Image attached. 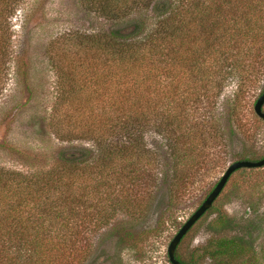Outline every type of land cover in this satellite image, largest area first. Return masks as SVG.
Masks as SVG:
<instances>
[{
    "label": "trees",
    "instance_id": "trees-1",
    "mask_svg": "<svg viewBox=\"0 0 264 264\" xmlns=\"http://www.w3.org/2000/svg\"><path fill=\"white\" fill-rule=\"evenodd\" d=\"M21 1L0 0V85ZM88 1L107 30L48 43V123L57 139L90 146L61 149L45 170L0 166V264L79 262L100 227L121 211L141 214L160 183L182 193L222 147L223 118H236L264 77V0ZM153 134L158 142L148 143ZM254 221L217 214L212 227L234 233L207 240L209 264L250 261ZM178 245L175 258L192 264Z\"/></svg>",
    "mask_w": 264,
    "mask_h": 264
},
{
    "label": "rangeland",
    "instance_id": "rangeland-1",
    "mask_svg": "<svg viewBox=\"0 0 264 264\" xmlns=\"http://www.w3.org/2000/svg\"><path fill=\"white\" fill-rule=\"evenodd\" d=\"M10 22L9 54L0 85V166L31 173L54 165L61 149L90 146L84 140L61 141L49 127L56 74L49 61L48 43L67 32L105 31L107 19L88 0H22ZM234 89L235 84L230 82L218 100V111ZM263 89L264 77L249 91L238 116L223 118L226 130L222 147L214 149L210 161L182 193L170 195L166 184L160 183L145 211L133 215L121 211L115 217L117 221L95 232L82 260L60 259L56 264H171L166 253L169 241L227 165L264 155V122L253 112V103ZM158 139L154 134L147 136L148 143ZM217 214L235 220L250 217L260 224L253 258L238 264H264V166L239 168L229 176L211 207L179 243L181 258L192 264L210 263L203 251L207 240L234 233L232 227H212ZM159 221L160 228L155 230Z\"/></svg>",
    "mask_w": 264,
    "mask_h": 264
},
{
    "label": "water",
    "instance_id": "water-1",
    "mask_svg": "<svg viewBox=\"0 0 264 264\" xmlns=\"http://www.w3.org/2000/svg\"><path fill=\"white\" fill-rule=\"evenodd\" d=\"M263 104L264 89L259 93L253 103L254 114L264 122V111L262 109ZM262 166H264V155L256 160L237 159L227 165L224 172L207 193V195L203 198V200L195 208V210L188 216V218L180 225V227L177 229V231L169 241L166 253L168 261L171 264H183L175 258L174 252L176 246L178 245L182 237L187 233V231L194 225V223L211 207L213 201L219 195L229 176L239 168H258Z\"/></svg>",
    "mask_w": 264,
    "mask_h": 264
}]
</instances>
